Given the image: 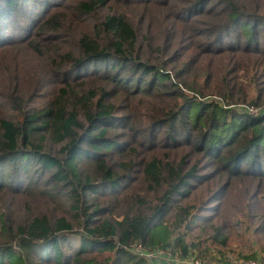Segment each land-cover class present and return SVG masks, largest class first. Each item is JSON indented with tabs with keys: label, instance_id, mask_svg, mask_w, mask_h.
<instances>
[{
	"label": "trees",
	"instance_id": "1",
	"mask_svg": "<svg viewBox=\"0 0 264 264\" xmlns=\"http://www.w3.org/2000/svg\"><path fill=\"white\" fill-rule=\"evenodd\" d=\"M260 106L264 0H0V264L264 252Z\"/></svg>",
	"mask_w": 264,
	"mask_h": 264
},
{
	"label": "rangeland",
	"instance_id": "2",
	"mask_svg": "<svg viewBox=\"0 0 264 264\" xmlns=\"http://www.w3.org/2000/svg\"><path fill=\"white\" fill-rule=\"evenodd\" d=\"M194 254L201 260L206 261L207 264H212L215 261L222 263H239L247 259H254L251 255H256L259 259V261H257L260 264H264V252L259 249L254 238L249 236L234 237L225 247L209 244L195 250Z\"/></svg>",
	"mask_w": 264,
	"mask_h": 264
},
{
	"label": "built area",
	"instance_id": "3",
	"mask_svg": "<svg viewBox=\"0 0 264 264\" xmlns=\"http://www.w3.org/2000/svg\"><path fill=\"white\" fill-rule=\"evenodd\" d=\"M241 108L245 109L250 114H256L260 111L259 107H254V106L243 105L241 106ZM132 250L135 253L141 256H144L148 260L149 264H152L153 259L159 258V256H165V255L168 256L170 259H172L174 261V264H207L206 261L199 260L193 254L191 256H186V257H175V256H172L168 250L157 249V250L149 251V250L143 249L140 245L134 246ZM212 264H260V263L255 259H247L239 263H235V262L222 263V262L215 261Z\"/></svg>",
	"mask_w": 264,
	"mask_h": 264
},
{
	"label": "crops",
	"instance_id": "4",
	"mask_svg": "<svg viewBox=\"0 0 264 264\" xmlns=\"http://www.w3.org/2000/svg\"><path fill=\"white\" fill-rule=\"evenodd\" d=\"M152 264H174V261L168 256H159V258L153 259Z\"/></svg>",
	"mask_w": 264,
	"mask_h": 264
}]
</instances>
